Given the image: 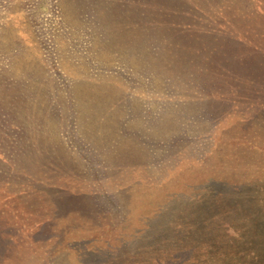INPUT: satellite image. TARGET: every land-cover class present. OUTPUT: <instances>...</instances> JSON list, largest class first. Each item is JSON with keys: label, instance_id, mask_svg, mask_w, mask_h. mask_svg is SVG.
<instances>
[{"label": "rangeland", "instance_id": "374dc122", "mask_svg": "<svg viewBox=\"0 0 264 264\" xmlns=\"http://www.w3.org/2000/svg\"><path fill=\"white\" fill-rule=\"evenodd\" d=\"M234 238L264 240V0H0V264Z\"/></svg>", "mask_w": 264, "mask_h": 264}, {"label": "trees", "instance_id": "16d2710c", "mask_svg": "<svg viewBox=\"0 0 264 264\" xmlns=\"http://www.w3.org/2000/svg\"><path fill=\"white\" fill-rule=\"evenodd\" d=\"M249 227L250 225H242L243 231H247ZM222 231L225 232L226 230ZM223 248L231 249L232 253L228 255L207 254L206 257L199 255L194 258L190 256L189 260L191 261H183L182 257L176 254L175 258L164 261L163 264H264V240L252 242L245 240V238L228 239ZM178 252L180 251L178 250Z\"/></svg>", "mask_w": 264, "mask_h": 264}]
</instances>
